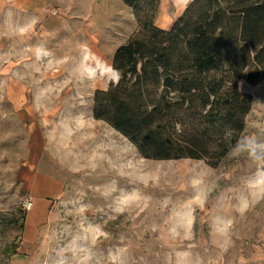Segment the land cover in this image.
Here are the masks:
<instances>
[{
  "label": "rangeland",
  "instance_id": "374dc122",
  "mask_svg": "<svg viewBox=\"0 0 264 264\" xmlns=\"http://www.w3.org/2000/svg\"><path fill=\"white\" fill-rule=\"evenodd\" d=\"M134 28L121 0H0V264H264V76L215 168L144 159L91 112Z\"/></svg>",
  "mask_w": 264,
  "mask_h": 264
},
{
  "label": "trees",
  "instance_id": "16d2710c",
  "mask_svg": "<svg viewBox=\"0 0 264 264\" xmlns=\"http://www.w3.org/2000/svg\"><path fill=\"white\" fill-rule=\"evenodd\" d=\"M121 1L135 28L111 57L117 81L94 91L92 117L144 159L215 168L252 107L238 82L264 76V0H191L168 29L155 24L159 0ZM16 220L23 231L25 213Z\"/></svg>",
  "mask_w": 264,
  "mask_h": 264
},
{
  "label": "crops",
  "instance_id": "0c3cea01",
  "mask_svg": "<svg viewBox=\"0 0 264 264\" xmlns=\"http://www.w3.org/2000/svg\"><path fill=\"white\" fill-rule=\"evenodd\" d=\"M190 1L191 0H160V11L158 12L159 14L156 19L157 26L162 29H168L172 21L181 13V11ZM33 179L32 188L28 193H30L32 196L36 195L37 197H40L42 199L49 200L58 198L64 187L60 183H56L52 188L40 187L39 189H37L35 183L33 182Z\"/></svg>",
  "mask_w": 264,
  "mask_h": 264
},
{
  "label": "clouds",
  "instance_id": "9594fccd",
  "mask_svg": "<svg viewBox=\"0 0 264 264\" xmlns=\"http://www.w3.org/2000/svg\"><path fill=\"white\" fill-rule=\"evenodd\" d=\"M228 223L230 224V221Z\"/></svg>",
  "mask_w": 264,
  "mask_h": 264
},
{
  "label": "built area",
  "instance_id": "2783aa9c",
  "mask_svg": "<svg viewBox=\"0 0 264 264\" xmlns=\"http://www.w3.org/2000/svg\"><path fill=\"white\" fill-rule=\"evenodd\" d=\"M29 205V204H28Z\"/></svg>",
  "mask_w": 264,
  "mask_h": 264
}]
</instances>
